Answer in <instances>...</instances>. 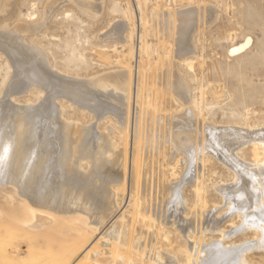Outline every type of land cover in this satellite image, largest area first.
<instances>
[{"label": "rangeland", "instance_id": "obj_1", "mask_svg": "<svg viewBox=\"0 0 264 264\" xmlns=\"http://www.w3.org/2000/svg\"><path fill=\"white\" fill-rule=\"evenodd\" d=\"M5 3L13 12L9 19H0V33L17 25H40L37 31L23 34V40L41 53L40 60L50 70L81 80L123 72L129 94H125L123 102L114 97L122 103L123 120L113 115L111 108L97 117L79 104L57 101L59 117L70 126V132L78 127L76 130L84 139L95 129L99 138L94 147L85 148L86 153L83 149L74 161L78 171L93 173V186L100 188L103 184L102 191H114L117 197L104 200V208L95 205V210L84 199L53 202L48 197L40 206L22 197L13 186L0 187V264H193L199 253L193 257L190 246H207L214 241L226 247L250 246L243 264H264V243H258L262 234L250 226L240 228L245 217L240 211H233L230 198L224 199L237 180L234 165L212 154L202 163L192 161L188 152L176 149L170 142L168 126L170 116L178 112L189 114L200 126L245 130L250 142L246 138L235 153L237 159L248 171L264 169V148L255 150L251 144L254 134L264 130V0ZM185 12L192 13L191 20L194 18L188 45L192 52L176 56L178 22L175 19L174 26L172 18ZM116 22L125 24L121 43L103 37ZM241 45L245 48L231 53ZM19 56L23 61L28 57L24 53ZM11 66V60L0 52V97L14 78ZM171 80L178 81L185 96L189 94L185 103L169 92ZM44 95L41 89L31 88L14 100L19 106H26L38 103ZM100 101L103 100H96V108H105L107 104ZM186 109L189 113L184 112ZM74 136L72 141L76 140ZM137 150L144 163L140 167L141 178L135 179L140 182L136 181L138 187L132 193L131 168L138 161ZM188 169L193 170L192 183L189 177L187 181ZM156 173H161L158 185L152 179ZM195 182L200 185L199 192L194 190ZM179 184L181 214L176 207L168 206L170 211L165 207L169 203L168 190ZM35 213L50 223L38 226Z\"/></svg>", "mask_w": 264, "mask_h": 264}, {"label": "bare ground", "instance_id": "obj_2", "mask_svg": "<svg viewBox=\"0 0 264 264\" xmlns=\"http://www.w3.org/2000/svg\"><path fill=\"white\" fill-rule=\"evenodd\" d=\"M8 1L9 0H0V14H4L3 17H1L0 19L6 18L7 20V18L9 19V17L12 16L13 9L9 10V5H6L5 3ZM90 10L91 9H89V11L87 12H90ZM181 14L179 15V17L172 18V20L174 21V26L176 21L178 22L175 26L176 32L174 31L175 34L178 36L176 40V56L189 53L191 51L190 46L188 45L190 39V32L193 31H190V27L194 25L193 23L191 24V21L194 18L191 20L192 13L189 12ZM17 26H14L15 28H13L11 31L8 30L9 32L2 33L1 31L0 33V52L5 54L11 60V63L13 65L11 67H14L15 70V75L13 74L14 78L12 79L10 84L8 83L9 86H7L8 88L6 89V91H2L4 94L0 97V187H4V185L5 187L13 186L15 189H17V191L21 194L22 197L27 198L34 205H44L46 199L50 197L53 202H62L68 199H84L86 200V202H89L92 207L98 205L100 208H104V200H108V198L111 197H114L116 199L117 196L116 194H114L115 192L113 191L109 194V192L105 190L102 191V183V186L100 185V188H98L99 185H97V187H94L93 185L95 183L92 184L91 182L93 180H90L93 173L87 174L83 171H78L77 164L76 162H74L76 161V159H78V155L82 154L83 149L85 152V148L87 149L88 146L94 147V144L97 143L96 141L99 139L98 135L94 132L95 129L92 128L90 134L84 139L81 138L82 133L80 134V132L78 131L79 129L76 130L78 127H75L76 129H72V131L70 132V126L67 124V122L61 119V117H59L60 109L58 108V104L56 103L59 99H61L65 100L66 102L69 101L71 103H74L76 106L79 104L80 108L85 109L84 111L88 110L90 113H96V116H100V114H102L104 110L106 111L107 108H111L110 111L112 112V114L123 120V112H121L123 110L121 105L122 103L119 104V101L123 102L122 100H124L125 94L126 97L129 94V85L128 81L126 80L127 78H125V75H123L124 73L121 71V73H108L105 74V76L99 75L100 77H92L88 80H81L79 78L72 79L71 77L69 78L63 75H59L57 74V72L50 70L47 67L49 65H46L47 63L45 61V63L41 61L43 60V58H39V55L41 57V53L38 54V51L35 48L34 49L37 52H35L33 48L32 50L30 46H27L28 44L26 45L23 40V34L25 35V33L27 34V32L30 31H37V27H40V25H31L25 27L24 25L23 27L22 25H19V27ZM124 32L125 24L121 22H116L107 31V33L103 35V37L106 39L113 38L117 41H120L121 43L124 40L122 36ZM171 34L173 35V33ZM247 43L244 44L248 46ZM245 45L233 48L231 50V53H237L241 51L243 48H245ZM19 53L26 54L28 56V60L26 58V61L25 59L23 61L20 58L21 56H19ZM171 76L172 75H170V77ZM169 84V92H171L172 95L176 94L177 96H179V99H182L184 101L183 103H185V98L189 96V92H187L188 95L185 96V90L180 88L181 85L178 83V81L175 82V80H171V83ZM31 88H37L39 90L41 89V91L45 93L44 97H42L41 101L36 104H26V106H19L18 103L14 100V98L22 96L27 92V90ZM160 89H162V87ZM85 90H87V92H85ZM161 93L159 91V94ZM101 96L103 97V99L101 98ZM157 96L158 95H156V98ZM114 97H116L119 101L116 102L117 99H115ZM97 99L103 100L102 102L107 104L106 107L96 108L95 102ZM169 106L172 107L173 104L169 103ZM188 111L189 110L186 109L184 112L189 113ZM143 113L145 114V112ZM179 114L180 113L175 112V115H171L169 119L170 124L168 126L170 127V142L175 145L176 149L180 148L183 149V151L188 152L191 155L192 161L193 159H196L197 163L204 162L206 160V156L212 154V156H217V158L219 157V159H221L225 163L234 165V169H236L235 171L237 173V180L232 187L230 186L231 188H229L228 193H225L224 199L228 200L230 198V202L234 205L233 211L238 210L240 211L241 215L243 214V216L245 217L243 219L244 222L242 224V227L240 228H243L244 230L245 226H250L249 228L261 233L262 239H260L261 242L258 243L263 244L264 169L262 167V169L257 168L254 170L252 169V171H248V169H246V165L243 162H239L235 154L236 151L239 150L241 145H243V142L246 140L247 135H249V132L245 130L240 131L234 128L216 129L213 127H208V125L203 126L202 124V126H200L196 121H194L192 117L188 116L189 114ZM126 115H128V113ZM122 120H120V122ZM204 124L206 123L204 122ZM73 134L76 136L75 141L71 140ZM254 135V142L251 143L254 144V149L257 150V148H264V130H260ZM160 147L158 146V148ZM96 149L99 148L97 147ZM96 151L97 150H95V153ZM139 152L140 150L136 151L138 161L135 165H133V168H131L133 169V177H131L132 193H134V191H136L137 189L136 187H138V185L136 186L135 184L138 180L135 179L141 178L142 176L140 172V167L141 165H143L144 162L143 159L140 157ZM87 155L89 154L87 153ZM84 158L88 159V156ZM96 160H98V157ZM106 170H108V168ZM192 171L191 169H188V172L186 174L187 179L188 177L189 179L193 177L191 176ZM160 174L156 173L155 178H152L153 180H156V185L159 184L158 178L160 177H158V175ZM189 179L187 181H189ZM161 181L163 182L162 179ZM190 181L192 183L193 178L190 179ZM117 182L118 181H116V184H118ZM139 182L140 181H138V183ZM110 183L114 182L112 181ZM194 185V190L199 192L200 185L197 182H195ZM180 186L181 184L177 186L173 185L172 187L170 186L171 188L168 190L170 192V196L168 197L169 203L165 204V207L168 211H170L171 208L175 209L176 207L178 210L177 212L181 214V211L179 209L182 206V202H180L182 200H179L178 191L180 189ZM119 187H121V185H119ZM136 193L139 194L138 192ZM100 203L102 205H100ZM168 206H170L171 208H169ZM255 207L258 208V211H256ZM95 209L96 206L94 207V210ZM180 214L177 215H179L180 217ZM34 215L36 217L35 223L38 226L50 223L47 218L40 215L39 213H35ZM190 222L191 221H189V223ZM185 229H182L183 232H185ZM214 242L215 243L209 244L207 246H198L200 248L195 246V243L193 244V246H190V253L193 257H195L197 251L199 253V258L196 260H192L193 264H243L244 253H246L247 250L250 249V246H247V248L226 247L223 246L222 243L219 241Z\"/></svg>", "mask_w": 264, "mask_h": 264}]
</instances>
